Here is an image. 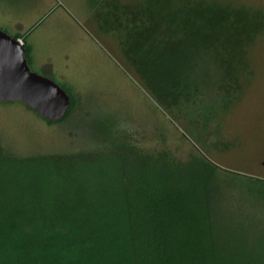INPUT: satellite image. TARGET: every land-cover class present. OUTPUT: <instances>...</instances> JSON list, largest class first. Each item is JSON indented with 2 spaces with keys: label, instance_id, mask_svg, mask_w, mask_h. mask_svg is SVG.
<instances>
[{
  "label": "trees",
  "instance_id": "trees-1",
  "mask_svg": "<svg viewBox=\"0 0 264 264\" xmlns=\"http://www.w3.org/2000/svg\"><path fill=\"white\" fill-rule=\"evenodd\" d=\"M254 16L148 0L115 22L127 57L167 105L208 78V49L252 39L262 26ZM217 172L200 156L182 163L129 143L29 157L0 145V264H258L220 205Z\"/></svg>",
  "mask_w": 264,
  "mask_h": 264
},
{
  "label": "rangeland",
  "instance_id": "rangeland-1",
  "mask_svg": "<svg viewBox=\"0 0 264 264\" xmlns=\"http://www.w3.org/2000/svg\"><path fill=\"white\" fill-rule=\"evenodd\" d=\"M146 1L0 0V31L26 43L30 71L71 99L59 122L0 102V145L18 157L122 143L182 163L200 156L218 168L220 205L264 264V0H173L245 10L262 26L242 45L208 49V78L167 105L127 57L116 27L119 15Z\"/></svg>",
  "mask_w": 264,
  "mask_h": 264
},
{
  "label": "water",
  "instance_id": "water-1",
  "mask_svg": "<svg viewBox=\"0 0 264 264\" xmlns=\"http://www.w3.org/2000/svg\"><path fill=\"white\" fill-rule=\"evenodd\" d=\"M0 102H21L48 122L62 120L70 97L50 79L30 71L25 49L0 31ZM264 169V160L262 162Z\"/></svg>",
  "mask_w": 264,
  "mask_h": 264
},
{
  "label": "built area",
  "instance_id": "built-area-1",
  "mask_svg": "<svg viewBox=\"0 0 264 264\" xmlns=\"http://www.w3.org/2000/svg\"><path fill=\"white\" fill-rule=\"evenodd\" d=\"M18 43H19L21 46L24 45V43H23L20 39H18Z\"/></svg>",
  "mask_w": 264,
  "mask_h": 264
}]
</instances>
